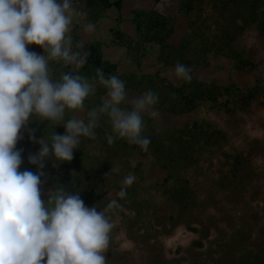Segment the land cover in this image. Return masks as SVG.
I'll list each match as a JSON object with an SVG mask.
<instances>
[{
    "label": "rangeland",
    "instance_id": "374dc122",
    "mask_svg": "<svg viewBox=\"0 0 264 264\" xmlns=\"http://www.w3.org/2000/svg\"><path fill=\"white\" fill-rule=\"evenodd\" d=\"M205 2L209 8L197 7L194 33L184 43L197 79L160 89V110L143 117L146 151L122 139L109 144L111 126L102 116L96 138L81 137L71 161L56 167L44 162L45 202L57 184L79 191L89 208L105 210L118 200L119 207L105 212L113 223L107 264H264V0ZM235 6L238 13L232 14ZM49 68L54 80L73 70L56 61ZM88 72L89 66L78 70L89 78ZM204 74L210 81L200 79ZM99 93L103 88L86 98L79 113L85 120L100 106ZM27 129L45 140L53 131L39 121ZM27 129L16 145L23 150L19 171L35 173L28 156L40 146ZM111 167L119 171L106 176ZM128 173L136 180L120 198Z\"/></svg>",
    "mask_w": 264,
    "mask_h": 264
},
{
    "label": "clouds",
    "instance_id": "9594fccd",
    "mask_svg": "<svg viewBox=\"0 0 264 264\" xmlns=\"http://www.w3.org/2000/svg\"><path fill=\"white\" fill-rule=\"evenodd\" d=\"M77 15L73 0H0V264H107L113 223L107 209L119 207L112 199L105 210L87 207L79 191L53 186L42 200L41 185L47 179L42 169L45 161L53 167L73 159L81 137L96 138L102 116L108 118L111 132L107 142L122 139L146 151L150 139L143 136L144 115L155 116L158 94L147 90L129 97L125 82L117 75L105 77L101 68L89 79L78 73L87 62L88 52L80 41L74 50L71 25ZM92 23L83 25L91 33ZM37 45L43 54L30 51ZM72 66L59 79L52 78L49 63ZM172 75L190 82L191 69L177 62ZM106 92L99 107L85 111V100L95 95L97 87ZM68 115V119H65ZM39 121L53 129L48 140L36 139L29 123ZM63 126L65 132L54 131ZM21 129H27L39 151L28 156L37 171H19L22 149ZM111 167L109 173H116ZM42 177L44 180H42ZM136 180L128 173L117 196L124 198L128 186Z\"/></svg>",
    "mask_w": 264,
    "mask_h": 264
},
{
    "label": "crops",
    "instance_id": "0c3cea01",
    "mask_svg": "<svg viewBox=\"0 0 264 264\" xmlns=\"http://www.w3.org/2000/svg\"><path fill=\"white\" fill-rule=\"evenodd\" d=\"M198 1L201 0H73L77 15L70 34L75 40L74 50L76 44L83 41V50L89 53L84 65L89 66V79L95 77L97 68L103 70L106 78L117 75V70L124 72L117 76L124 82H133L130 86L126 83L132 97L147 90L160 94V89H179L189 83L176 80L172 69L177 62L190 65V61L185 60L189 54L188 44L184 43L188 35L194 33L195 10L202 6ZM205 1L202 8L206 11L209 7ZM230 12L237 14V6ZM87 23L94 25L91 33L83 31ZM28 48L43 54V49L37 45ZM212 66L213 61L209 73ZM195 70L191 69V81L197 79ZM209 77L211 79V75L204 74L200 79L210 81ZM135 81L144 84L138 88L134 86ZM105 92L103 88V93H99L101 102ZM155 109L159 111L160 105H155ZM81 117L84 118L83 113Z\"/></svg>",
    "mask_w": 264,
    "mask_h": 264
}]
</instances>
